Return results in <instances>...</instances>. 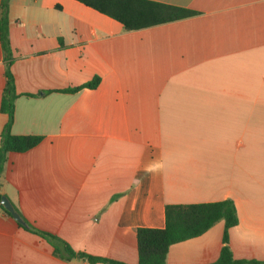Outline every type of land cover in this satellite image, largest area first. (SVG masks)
I'll use <instances>...</instances> for the list:
<instances>
[{
	"label": "crops",
	"instance_id": "crops-1",
	"mask_svg": "<svg viewBox=\"0 0 264 264\" xmlns=\"http://www.w3.org/2000/svg\"><path fill=\"white\" fill-rule=\"evenodd\" d=\"M153 1L195 13L126 30L78 0L10 1V130L42 139L7 153L0 192L35 228L127 264L167 204L231 199L234 257L264 264V0ZM6 84L0 38V144ZM224 229L172 244L168 264L215 262ZM0 264L108 263L56 254L0 205Z\"/></svg>",
	"mask_w": 264,
	"mask_h": 264
},
{
	"label": "trees",
	"instance_id": "trees-1",
	"mask_svg": "<svg viewBox=\"0 0 264 264\" xmlns=\"http://www.w3.org/2000/svg\"><path fill=\"white\" fill-rule=\"evenodd\" d=\"M11 0H1L0 38L6 54L7 84L1 100V110L8 114L9 119L1 133L0 144V176L3 172L7 153L21 152L37 145L42 136L13 134L10 126L13 120L15 99L18 96L15 89L14 76L10 70L13 61L9 40V6ZM112 18L120 21L126 30L150 27L156 24L184 18L195 12L184 7L165 4L153 0H78ZM96 76L92 81L81 86L68 88L65 91H76L81 87H94L99 84ZM0 205L10 214L1 202ZM18 211V210H17ZM19 212V211H18ZM20 213V212H19ZM218 221H224V234L220 255L213 263L208 264H257L254 260L237 259L228 244L229 229L238 223V214L234 201L223 199L201 203H172L165 206V225L163 227L137 228V243L139 259L137 264H168L167 255L172 244L199 236ZM24 228L32 230L49 240L54 252L66 259L82 258L89 262L108 264H127L88 252L75 250L57 235L41 231L26 221Z\"/></svg>",
	"mask_w": 264,
	"mask_h": 264
},
{
	"label": "water",
	"instance_id": "water-1",
	"mask_svg": "<svg viewBox=\"0 0 264 264\" xmlns=\"http://www.w3.org/2000/svg\"><path fill=\"white\" fill-rule=\"evenodd\" d=\"M1 202L6 210L21 224L26 225V220L16 210L10 199L6 195H2Z\"/></svg>",
	"mask_w": 264,
	"mask_h": 264
}]
</instances>
